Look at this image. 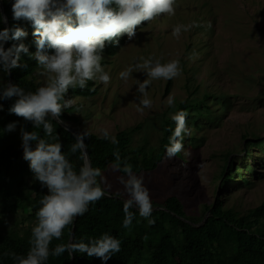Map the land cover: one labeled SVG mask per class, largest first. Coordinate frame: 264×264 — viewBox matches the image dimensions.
Returning <instances> with one entry per match:
<instances>
[{
  "label": "clouds",
  "instance_id": "obj_1",
  "mask_svg": "<svg viewBox=\"0 0 264 264\" xmlns=\"http://www.w3.org/2000/svg\"><path fill=\"white\" fill-rule=\"evenodd\" d=\"M177 7V0H11L12 20L16 23L0 29V72L6 74V78L0 77V112L4 110L2 102L12 101L8 114L18 119L0 129V135L14 133L19 128L22 159L28 163L32 180L42 190L46 189L38 201L26 254L11 250L3 252V257L11 259L13 264H48L50 257L59 258L65 252L73 258L76 252H80L100 260L101 264H107L114 254L121 251V240L107 232L98 238H88L87 243L83 238L80 241L74 239L72 229L77 218L83 217L91 205L105 197V186H111L107 185L101 169L92 167L85 143L88 133H77L75 142L69 148L71 154H81L83 162L77 170L64 152L63 142L52 121L62 123L64 110L75 103L71 98L66 99L70 89L83 91L88 88L89 81L104 86L111 83L112 77L101 63L109 45L124 47L120 45L121 38L126 37V44H129L127 42L137 38V29L141 25L162 16H175ZM20 22L32 29L34 52L30 51L32 45L25 43L29 32ZM0 23H8L2 11ZM204 26L210 29L211 21L176 23L171 35L178 40L182 33ZM256 39L259 40L258 34ZM9 43L10 46L6 47ZM22 55L36 62L37 71L44 78V83L34 91H26L10 78L14 69L28 67L27 62H21ZM197 56L198 53L193 50L185 59L194 60ZM134 72L146 78L143 81L136 79L132 75ZM182 73L179 59L165 61L163 57L149 55L134 60L118 73V78L124 83L130 78L135 80L139 95L134 97L132 103L136 104L138 112L143 113L153 104L148 97L152 82L174 80ZM90 90L95 91V86ZM166 104L173 109L169 116L175 123V129L170 130L165 156L172 159L181 152L188 155L183 143L184 137L192 132L187 123L188 113L176 109L175 98L171 94ZM20 120L24 123L21 124ZM28 124L32 129H42L44 136L35 130H27ZM100 135L118 146L119 141L109 129H100ZM112 154L114 162L110 167L124 174L118 180L127 195L123 201L122 227L131 230L135 219L132 209L149 225H153L155 220L151 217L154 207L143 174L138 175L133 171L128 159L121 158L118 147ZM65 229L70 233L68 241L52 247L54 239L62 240ZM143 239L147 240L148 236L145 235Z\"/></svg>",
  "mask_w": 264,
  "mask_h": 264
},
{
  "label": "rangeland",
  "instance_id": "obj_2",
  "mask_svg": "<svg viewBox=\"0 0 264 264\" xmlns=\"http://www.w3.org/2000/svg\"><path fill=\"white\" fill-rule=\"evenodd\" d=\"M177 2L175 16L153 20L137 32L141 38L139 42L123 45L115 56L104 55L102 65L111 75V83L104 86L94 82L98 88L95 97H69L75 101L72 105L75 109L73 116L79 121L71 126L78 133L86 131L99 137L102 128L109 129L115 135L119 131L127 132L137 127L138 130L131 136V144L146 147L145 152L150 153L158 148L164 134L163 113L169 116L166 104L169 94L174 96L175 105L186 99H200L206 93L219 97L217 101L207 102L215 110L216 117L210 119L212 114L207 112L201 116L192 112L196 119L187 117L192 132L185 138L190 139L192 145L189 146L186 140L184 147L189 154H180L187 157L189 162L198 161L197 168L191 170L183 167L175 159L172 163L168 161L169 167L162 161L154 170L136 173L143 174L152 202L174 196L182 203L188 216H198L204 205L213 203L218 194L216 176L224 164L223 156L231 154L229 160L239 159L236 164L241 165L240 151L245 142L242 136H262L264 133V0ZM191 21H211L212 27L193 28L182 33L178 40L171 35L173 25ZM257 34L259 40L256 39ZM193 50L198 56L194 60L185 59ZM149 55L163 57L165 61L179 59L183 73L171 80L168 93L165 92L167 81H153L148 89L152 107L141 113L132 103L134 97L139 95L135 80L130 78L124 83L118 78V73L137 58ZM132 75L141 81L146 78L141 73L134 72ZM34 81L39 86L44 83L37 69ZM221 103L224 111H221ZM259 168L246 172L244 176L249 183L233 182L227 188L225 205L240 215L247 214L264 201V168ZM103 175L107 185L111 186H105L107 193L114 191L127 198L118 180L122 174L110 167ZM112 211L118 215V211ZM10 225H13L12 221Z\"/></svg>",
  "mask_w": 264,
  "mask_h": 264
},
{
  "label": "trees",
  "instance_id": "obj_3",
  "mask_svg": "<svg viewBox=\"0 0 264 264\" xmlns=\"http://www.w3.org/2000/svg\"><path fill=\"white\" fill-rule=\"evenodd\" d=\"M2 3L4 15L8 18L7 25L12 27L16 22L12 20L11 0H2ZM149 24L141 25L137 32ZM20 25L29 32L25 43L32 45V29L24 22H20ZM4 27H6L5 24L0 23V29ZM140 40L141 38L137 36L134 42ZM10 43L6 47L10 46ZM120 45H128L126 37L120 39ZM119 49L121 48L109 45L105 49L104 55L115 56ZM30 51H35L34 45L30 47ZM21 62H27L28 67L14 69L10 78L26 91H34L39 86L34 81L36 62L23 55ZM3 76L6 78V74L0 72V77ZM93 86H95V91L90 90ZM170 86L171 80L167 81L166 93L169 92ZM97 93L98 88L94 81H89L88 88L83 91L79 88L70 89L66 99L72 96L87 99L95 97ZM212 98L213 100H211ZM219 99V97H213L206 93L200 99L191 101L186 99L178 102L176 109L187 111V117L193 119L207 112L212 114L211 119L217 115L207 102ZM2 103L4 110L0 112V129L7 123L18 119L14 115L8 114V107L12 101ZM221 104V111H224L223 103ZM112 109L115 110V107ZM74 110L72 106L66 108L61 117L62 123L71 128H73L71 124L77 125L79 122L73 116ZM168 110L173 111L170 108ZM192 112L197 113V116H193ZM163 114L165 117L163 120L164 134L158 148L150 153L145 152L146 147L132 146L131 136L138 130L137 127L127 130V132H117L115 136L119 141L118 146L95 134H88L85 143L92 167L100 168L102 174L107 172L111 163L114 162L112 153L118 147L121 158L128 159V162L133 165L135 173L154 170L162 161L169 167L168 161L172 163L175 162V159L182 163L183 167L191 170L197 168L198 161L189 162L188 158L183 157L180 153L172 159L166 158L165 145L168 144L170 130L175 129V123L170 116H166V113ZM20 123L23 124L24 121L20 120ZM52 123L63 142L64 152L69 155L78 170L83 162L80 159L81 154L77 152L73 155L69 151L70 145L75 142V137L56 121H52ZM196 127L199 126L196 125ZM26 128L29 131L35 130L42 137L44 136L42 129H32L31 124L26 125ZM242 138L245 142L240 151L242 153L241 165L236 164L239 159L231 158L229 160L231 154H224V164L216 176L219 184L218 194L213 203L204 205L200 215L188 216L178 198L169 196L161 202H153L154 211L151 217L155 220L153 225H149L135 209H132L135 219L129 231L122 227L123 201L126 198L114 191H112L114 194L106 192L105 197L91 205L83 217L77 218L72 229L74 239L80 241L83 238L87 243L88 238H98L107 232L121 240V251L114 254L107 264H264V201L245 215H240L235 209L225 205L227 188L231 183H249L250 181L244 176L246 172H254L259 166L264 168V133L262 136L247 134ZM186 140L191 146L190 139L185 137L183 139L184 146L187 144ZM191 140H195V138ZM119 173L124 175L122 172ZM44 191L46 192V189L42 190L40 185L32 180L28 163L22 159L19 128L14 133L0 135V264H13L11 259L3 257L5 250L26 254L35 211ZM113 209L118 211V215L113 213ZM204 216H206V220H204ZM11 221L12 226L10 225ZM145 235L148 236L147 240L143 239ZM229 236L232 238L228 239ZM69 238V230L65 229L62 240L54 239L51 246L55 247L57 243L67 242ZM48 264H101V261L80 252H76L73 258L65 252L59 258L50 257Z\"/></svg>",
  "mask_w": 264,
  "mask_h": 264
},
{
  "label": "water",
  "instance_id": "obj_4",
  "mask_svg": "<svg viewBox=\"0 0 264 264\" xmlns=\"http://www.w3.org/2000/svg\"><path fill=\"white\" fill-rule=\"evenodd\" d=\"M0 11H2L3 14H4L2 0H0ZM5 26L8 27L7 24H6ZM59 124H60L61 126H63L66 130H68V131H69L74 137H75V135L78 133L75 129H73V128H71V127H69V126H67V125H65V124H63V123H59ZM204 220H206V217H205ZM75 222H76V221H75Z\"/></svg>",
  "mask_w": 264,
  "mask_h": 264
}]
</instances>
